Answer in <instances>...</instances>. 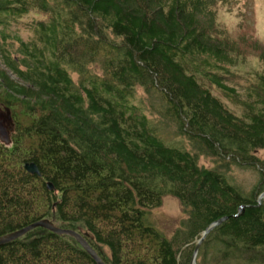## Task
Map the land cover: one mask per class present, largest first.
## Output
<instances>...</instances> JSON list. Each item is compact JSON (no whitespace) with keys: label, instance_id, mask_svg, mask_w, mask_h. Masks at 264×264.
Returning a JSON list of instances; mask_svg holds the SVG:
<instances>
[{"label":"trees","instance_id":"1","mask_svg":"<svg viewBox=\"0 0 264 264\" xmlns=\"http://www.w3.org/2000/svg\"><path fill=\"white\" fill-rule=\"evenodd\" d=\"M236 1L0 0V237L48 220L105 264H190L228 218L197 264H264V43L222 36ZM166 196L185 215L171 237L149 224ZM0 264L96 263L39 228Z\"/></svg>","mask_w":264,"mask_h":264},{"label":"rangeland","instance_id":"2","mask_svg":"<svg viewBox=\"0 0 264 264\" xmlns=\"http://www.w3.org/2000/svg\"><path fill=\"white\" fill-rule=\"evenodd\" d=\"M217 20L223 27V37L229 38L230 40L241 41L243 43L244 39L252 37V41L259 44L264 43V0H239V2L237 0L231 9H221L217 16ZM22 37L26 39L27 35L22 34ZM245 47L249 48L247 51L244 48L243 51L247 67L252 69L258 68L259 64L256 57L258 53L255 54V47L251 45H246ZM258 50L262 52L259 48ZM71 75L76 82L77 76L75 74ZM138 93L139 96L144 97L142 90H138ZM5 118L2 115L0 121L6 123ZM7 129L8 126L6 123V133ZM186 147H188L187 144ZM259 155L264 158V152ZM200 165L211 168L213 167V161L209 158L201 157ZM228 176L231 183H233L232 185H237L245 192L252 189L259 178L256 171L240 169L237 167H232ZM149 219V224L154 225L156 229L167 237H171L185 219V215L180 202L171 196H166L162 201V205L150 213Z\"/></svg>","mask_w":264,"mask_h":264},{"label":"water","instance_id":"3","mask_svg":"<svg viewBox=\"0 0 264 264\" xmlns=\"http://www.w3.org/2000/svg\"><path fill=\"white\" fill-rule=\"evenodd\" d=\"M25 170L32 175H40V171L35 164L25 165ZM49 188L50 190H53L51 186H49ZM263 198H264V194L260 196V200H262ZM227 220L228 218H223L213 223L202 233L201 239L198 241L196 245V248H195L190 264H197L196 262L197 256H198L199 249L203 241L214 229L222 225ZM39 228L49 231L58 236H67V237L74 239L84 249V251H86L90 255V257L95 261L96 264H105L102 261V259L98 256L96 251L88 244V242L85 240V238L82 235H80L79 233L75 231L69 230V229H61L48 220H41V221L35 222L22 230H19L17 232L0 237V246L10 244L13 241H16L22 238L23 236L30 233L31 231L39 229Z\"/></svg>","mask_w":264,"mask_h":264},{"label":"flooded vegetation","instance_id":"4","mask_svg":"<svg viewBox=\"0 0 264 264\" xmlns=\"http://www.w3.org/2000/svg\"><path fill=\"white\" fill-rule=\"evenodd\" d=\"M0 114H2V113L0 112ZM2 115H3L4 118H5V115H4V114H2ZM2 115H0V117H1ZM5 121H6V119H5ZM5 124H6V123H3V121H0V137H4V136H6Z\"/></svg>","mask_w":264,"mask_h":264}]
</instances>
